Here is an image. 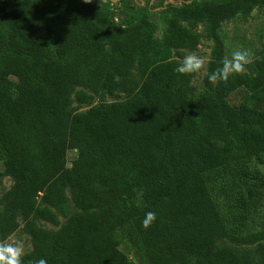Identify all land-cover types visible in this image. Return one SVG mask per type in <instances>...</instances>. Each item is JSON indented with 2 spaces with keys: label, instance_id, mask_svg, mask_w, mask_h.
Masks as SVG:
<instances>
[{
  "label": "trees",
  "instance_id": "16d2710c",
  "mask_svg": "<svg viewBox=\"0 0 264 264\" xmlns=\"http://www.w3.org/2000/svg\"><path fill=\"white\" fill-rule=\"evenodd\" d=\"M262 5L167 3L157 40L163 0H0V239L30 236L24 264H264V51L207 79L222 23ZM200 21L214 47L196 92L174 69Z\"/></svg>",
  "mask_w": 264,
  "mask_h": 264
},
{
  "label": "rangeland",
  "instance_id": "374dc122",
  "mask_svg": "<svg viewBox=\"0 0 264 264\" xmlns=\"http://www.w3.org/2000/svg\"><path fill=\"white\" fill-rule=\"evenodd\" d=\"M99 2L100 0H95ZM118 1V0H117ZM117 1H113L116 3ZM139 5H144L147 2L155 3L157 0H135ZM177 1V0H176ZM162 8L155 9V14L153 16V20L157 22V29L154 33V37L157 40L161 39L162 33L164 31L165 23L163 21L162 13L160 10ZM196 31H198L200 35V42L198 45L191 50H186V55L189 53H195L196 55L202 57L205 61V65L199 73H195L192 78V84L196 87V92L203 90V76L207 71V65L209 60L211 59L212 50L214 47V41L211 37H209L206 33L205 23L200 21L195 23L194 26ZM221 37L224 43V54L225 57L230 56L231 51L236 49H247L250 53V61L245 67V71L253 72L251 70L250 64L256 58V56L264 51V5L255 8L248 19H244L241 16H235L232 19L225 20L221 26ZM243 71V72H245ZM255 72V70H254ZM132 82H136L139 80L138 70L134 67L131 74ZM126 97L125 92H117L114 95H105V101H113V100H121ZM100 101L99 98L95 99L92 103L96 104ZM75 104V103H74ZM89 105H82L80 108L85 109ZM76 157L75 150H69L67 153V159L70 162L71 159ZM68 162V163H69ZM259 171L264 174V163L258 165ZM0 170H1V162H0ZM14 180L10 176H0V206L3 205V194L12 186ZM260 212L264 214V197L260 204ZM75 210V209H72ZM64 218H61V222H64ZM41 224L50 228L56 229L59 227L55 226L49 222L42 221ZM9 237L20 238L25 243V253L32 249V241L30 236L23 231L20 227L12 233ZM121 249L126 252L132 259H135V256L132 252V249L127 244H122Z\"/></svg>",
  "mask_w": 264,
  "mask_h": 264
},
{
  "label": "clouds",
  "instance_id": "9594fccd",
  "mask_svg": "<svg viewBox=\"0 0 264 264\" xmlns=\"http://www.w3.org/2000/svg\"><path fill=\"white\" fill-rule=\"evenodd\" d=\"M250 61V53L247 49H236L231 51L230 56L223 58L218 68L207 76L210 83L217 80L227 81L230 76L245 71ZM205 65L202 57L195 53L185 55L176 65L174 71L179 74L199 73ZM156 214L147 211L142 220V227L148 228L155 220ZM25 243L20 238L5 237L0 239V264H24ZM31 264H47L46 259L37 258Z\"/></svg>",
  "mask_w": 264,
  "mask_h": 264
},
{
  "label": "flooded vegetation",
  "instance_id": "af4514ba",
  "mask_svg": "<svg viewBox=\"0 0 264 264\" xmlns=\"http://www.w3.org/2000/svg\"><path fill=\"white\" fill-rule=\"evenodd\" d=\"M191 0H163V3H164V6H157L155 9H158V8H164V7H166V4L167 3H172V4H180V3H182V2H190ZM154 9V10H155Z\"/></svg>",
  "mask_w": 264,
  "mask_h": 264
},
{
  "label": "water",
  "instance_id": "95a60500",
  "mask_svg": "<svg viewBox=\"0 0 264 264\" xmlns=\"http://www.w3.org/2000/svg\"><path fill=\"white\" fill-rule=\"evenodd\" d=\"M112 1H117V0H112Z\"/></svg>",
  "mask_w": 264,
  "mask_h": 264
}]
</instances>
